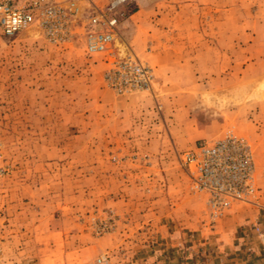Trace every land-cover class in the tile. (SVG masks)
Listing matches in <instances>:
<instances>
[{"label":"rangeland","instance_id":"374dc122","mask_svg":"<svg viewBox=\"0 0 264 264\" xmlns=\"http://www.w3.org/2000/svg\"><path fill=\"white\" fill-rule=\"evenodd\" d=\"M36 10V34L0 33V264L264 258V98L246 95L264 80V0ZM216 146L226 186L198 189L191 157Z\"/></svg>","mask_w":264,"mask_h":264},{"label":"built area","instance_id":"2783aa9c","mask_svg":"<svg viewBox=\"0 0 264 264\" xmlns=\"http://www.w3.org/2000/svg\"><path fill=\"white\" fill-rule=\"evenodd\" d=\"M52 1L55 0H17V2L0 0V33L7 37L16 36L35 22L36 9ZM97 20V18H94L93 23H97ZM115 23V19L110 20L108 22L109 28L112 29ZM111 39V30L102 33H90L89 51L101 52L106 50ZM221 151V146H216L211 149H202V155H192L191 161L197 164L195 170H192V174L195 175L197 173L195 179L198 189L213 188L211 185H215V188H225L226 183H222L221 179L226 173L227 168H223V156L221 155ZM199 155L201 158H199Z\"/></svg>","mask_w":264,"mask_h":264},{"label":"bare ground","instance_id":"6f19581e","mask_svg":"<svg viewBox=\"0 0 264 264\" xmlns=\"http://www.w3.org/2000/svg\"><path fill=\"white\" fill-rule=\"evenodd\" d=\"M27 31H29V33H31V34H36V30L33 27L28 28ZM115 48L117 49L118 55L120 57L126 56L127 47H126L125 43H123V42H121L119 40H116L115 41ZM243 95H245V91L234 92L232 94H224L223 93V94H220V95L209 96L207 98H208V100L210 102L217 103L218 107H222L223 108L225 106V104L228 103V102L234 101L235 103H237L241 99V96H243ZM246 95H250L251 96V97H249L247 99H250V98H264V80L259 81V83L251 90V92L249 94H246ZM208 102H206V103L208 104Z\"/></svg>","mask_w":264,"mask_h":264},{"label":"crops","instance_id":"0c3cea01","mask_svg":"<svg viewBox=\"0 0 264 264\" xmlns=\"http://www.w3.org/2000/svg\"><path fill=\"white\" fill-rule=\"evenodd\" d=\"M259 257L258 258L257 257H254V258L251 257L252 259L247 257V260H245L246 257H243L242 259L239 258V259L236 260L235 264H264V258H262L261 255Z\"/></svg>","mask_w":264,"mask_h":264}]
</instances>
